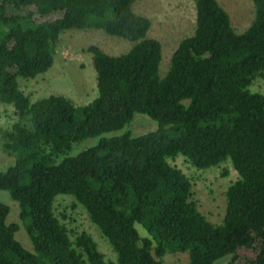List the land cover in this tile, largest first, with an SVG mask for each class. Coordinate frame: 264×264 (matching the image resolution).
<instances>
[{"label":"trees","instance_id":"16d2710c","mask_svg":"<svg viewBox=\"0 0 264 264\" xmlns=\"http://www.w3.org/2000/svg\"><path fill=\"white\" fill-rule=\"evenodd\" d=\"M134 1L0 0V103L15 116L3 133L13 163L0 171V191L16 203L31 245L27 251L14 239L18 226L5 222L0 203V264H104L88 235L72 247L51 212L57 195L84 209L116 264H163L151 251L186 252L188 264L225 257V264H264V95L248 89L264 79V0H250L253 18L239 34L216 0H194V30L177 44L163 78L160 45L146 37L149 21L133 13ZM71 30L132 45L117 56L87 48L96 87L90 103L74 107L54 95L29 103L16 79L49 69L59 36ZM135 113L155 129L102 136ZM89 138L98 139L66 155ZM175 155L197 169L230 162L238 179L225 193L220 225L188 201L187 180L164 160Z\"/></svg>","mask_w":264,"mask_h":264},{"label":"rangeland","instance_id":"374dc122","mask_svg":"<svg viewBox=\"0 0 264 264\" xmlns=\"http://www.w3.org/2000/svg\"><path fill=\"white\" fill-rule=\"evenodd\" d=\"M226 13L234 33L243 32L253 18L250 0H216ZM134 14L149 21L146 37L156 40L160 45L158 76L163 78L169 66V59L179 41L192 34L194 30V0H135L132 4ZM132 43L118 37L108 36L98 30L66 31L59 36L58 46L53 53L52 65L44 73L31 79L17 78L18 90L27 97L29 103L54 95L62 96L74 107L90 103L96 97L95 73L91 67L89 46L99 48L109 56L126 52ZM250 92L264 95V79L256 78L248 87ZM15 121L10 105L0 103V171L13 163L12 155L3 148V133ZM154 121L143 114H133L130 123L121 130L102 136H117L129 130L132 137L153 131ZM98 138L84 139L71 146L67 156H74L81 150L94 145ZM165 162L179 170L187 180L190 189L188 201L194 203L197 212L211 225L221 224L225 210V193L238 176L230 162L224 160L205 169L194 168L186 158L175 155L165 157ZM0 203L8 208L5 222L17 224L14 239L27 251L30 242L18 219V208L8 194L0 191ZM51 212L65 230L73 247L77 235H88L96 245L104 264H116V257L106 239L91 223L84 209L71 197L57 195L51 203ZM141 227L135 225L136 231ZM140 236L145 233L139 231ZM153 258L163 264H188L187 253L166 252ZM227 257L215 264H225Z\"/></svg>","mask_w":264,"mask_h":264}]
</instances>
